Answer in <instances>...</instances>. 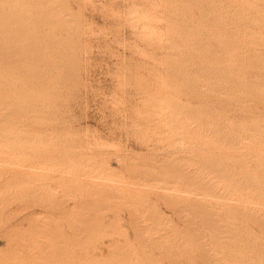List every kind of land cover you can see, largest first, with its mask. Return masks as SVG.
Instances as JSON below:
<instances>
[{"label":"rangeland","instance_id":"374dc122","mask_svg":"<svg viewBox=\"0 0 264 264\" xmlns=\"http://www.w3.org/2000/svg\"><path fill=\"white\" fill-rule=\"evenodd\" d=\"M0 46V264H264V0H0Z\"/></svg>","mask_w":264,"mask_h":264},{"label":"bare ground","instance_id":"6f19581e","mask_svg":"<svg viewBox=\"0 0 264 264\" xmlns=\"http://www.w3.org/2000/svg\"><path fill=\"white\" fill-rule=\"evenodd\" d=\"M10 29H11V28H10ZM2 32H3V31H2ZM2 32H1V33H2ZM17 32H18V30H17ZM18 33H19V32H18ZM15 34H16V32H15ZM22 36H23V35H22ZM7 37H8V36H7ZM13 38H14V37H12L11 39H13ZM16 39H17V38H16ZM6 40H7V39H6ZM14 40H15V39H14ZM10 41H11V40H10ZM2 42H3V41H2ZM11 42L13 43L14 41H11ZM34 43H35V42H34ZM8 44H9V43H8ZM25 44H26V43H25ZM6 46H7V45H6ZM6 46H5V47H6ZM10 46H11V45H10ZM10 46L8 47L9 50H10ZM24 46H25V45H24ZM0 47H1V46H0ZM3 47H4V46H3ZM22 47H23V46H22ZM28 47H29V46H28ZM20 48H21V47H20ZM20 48L18 47L17 49L19 50ZM26 48H27V47H26ZM1 49H2V48H1ZM11 49H13V48H11ZM17 49H14V50H17ZM2 50H4V49H2ZM6 50H7V49H6ZM24 50H26V49H24ZM33 50H34V49H33ZM10 51H11V50H10ZM10 51H9V52H10ZM26 51H27V50H26ZM0 52H1V51H0ZM9 52H8V53H9ZM15 52H16V51H15ZM24 52H25V51H24ZM6 53H7V52H6ZM25 53H27V52H25ZM25 53H24V54H25ZM32 53H33V52H32ZM36 53H37V52H36ZM3 54H5V53H3ZM3 54H2V55H3ZM22 54H23V53H22ZM22 54H21V55H22ZM37 54H38V53H37ZM5 55H7V54H5ZM5 55H3V56H5ZM26 55H27V54H26ZM33 55H34V53H33ZM10 56H12V54H10ZM10 56L8 55V57H10ZM23 56H24V55H23ZM28 56H29V54H28ZM30 56H31V55H30ZM30 56H29V57H30ZM29 57H28V58H29ZM39 57H40V56H39ZM4 59H6V57H5ZM21 59H22V58H21ZM23 59H24V58H23ZM34 59H35V58H34ZM37 59H38V56H37ZM13 60H16V61H17V59H13ZM13 60H10V61H13ZM31 60H32V59H31ZM16 61H15V62H16ZM17 62H18V61H17ZM19 62H21V60H19ZM17 64H19V63H17ZM34 75H35V74H34ZM27 77H29V76H27ZM35 77H36V76H35ZM172 88H173V87H172ZM203 166H204V165H203ZM177 203H178V202H177ZM203 203H204V202H203ZM205 209H206V208H204V210H205ZM204 212H205V211H204ZM230 225H231V224H230ZM223 226H224V225H223ZM223 226H222V227H223ZM225 226H226V225H225ZM214 227H215V226H214ZM219 227H220V226H219ZM219 227H218V228H219ZM222 227H221V228H222ZM226 227H227V226H226ZM221 230H222V229H221ZM225 233H227V232H225ZM221 234H222V233H221ZM231 234H232V233H231ZM230 236H231V235H230ZM226 237H227V236H226ZM224 238H225V237H224ZM231 238L234 239L233 234H232V237H231ZM231 241H232V240H231ZM231 241H230V242H231ZM227 243H228V242H227ZM234 243H235V242H234ZM225 244H226V243H225ZM227 247H228V246H227ZM234 251H235V250H234ZM55 254H56V253H55ZM234 255H235V253H234Z\"/></svg>","mask_w":264,"mask_h":264}]
</instances>
